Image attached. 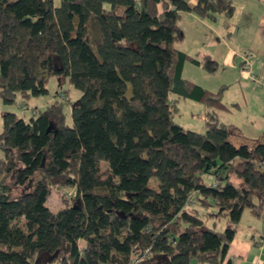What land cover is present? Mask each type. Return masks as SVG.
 Here are the masks:
<instances>
[{"label":"trees","instance_id":"trees-1","mask_svg":"<svg viewBox=\"0 0 264 264\" xmlns=\"http://www.w3.org/2000/svg\"><path fill=\"white\" fill-rule=\"evenodd\" d=\"M233 9L231 0H0V99L45 94L49 76L78 91L27 121L2 114L0 264L223 263L242 211L264 204V141L218 120L224 87L182 76L186 62L214 73L216 61L175 43L180 12L214 19ZM180 98L205 106L203 133L172 121ZM58 189L73 193L52 211ZM195 206L223 216V229Z\"/></svg>","mask_w":264,"mask_h":264},{"label":"rangeland","instance_id":"rangeland-1","mask_svg":"<svg viewBox=\"0 0 264 264\" xmlns=\"http://www.w3.org/2000/svg\"><path fill=\"white\" fill-rule=\"evenodd\" d=\"M231 3L234 8L233 13L227 18L222 14H216L214 19H210L199 17L192 12H180L177 25L182 38L176 41V48L196 56L197 59L210 56L209 58L217 61V69L214 73H208L200 66L186 63L182 76L210 91H216L223 86L221 100L225 104V109L216 110L218 120L237 127L245 138H260L264 141V77L254 76L258 67L264 65V53L259 54L255 49V46L260 44L259 40L264 42V27L258 25V15L264 14V0H231ZM226 41L242 48L239 55L233 57L232 64H226L224 58ZM248 72H251L254 79L248 75ZM59 82L58 85L56 77L49 76L45 83V94L24 98L16 94L12 103H4L0 99V128L2 114L5 112H11L27 121L32 112L45 110L53 100H65L66 97L68 101L73 102L77 99L78 91L72 88L65 78L59 79ZM175 107L176 109L171 113L174 123L184 129L198 133L204 132L206 108L202 103L180 98L175 103ZM64 111L69 121L66 106ZM230 139L234 144L239 143L234 137ZM210 181L208 176L204 178V183L209 184ZM148 183L151 186L154 185L155 179L150 178ZM233 183L237 184L238 181L233 179ZM72 193L71 189L53 191L46 204L55 211L62 205L61 195L69 197ZM195 209L201 214L206 226L215 231L223 229L225 224L223 216L205 215V210L201 206H195ZM209 211L213 212L214 209L209 208ZM241 232L251 233V240L257 244L264 243V204L258 214H252L247 210L242 211L239 221L234 226L235 237L238 236V239H241L243 237ZM258 248L259 246L256 248L250 246L246 258L243 255L241 257L235 255L232 264L236 262L255 264L252 261ZM243 259L244 262H241ZM260 261V264H264V258H260ZM225 264H228V259Z\"/></svg>","mask_w":264,"mask_h":264},{"label":"crops","instance_id":"crops-1","mask_svg":"<svg viewBox=\"0 0 264 264\" xmlns=\"http://www.w3.org/2000/svg\"><path fill=\"white\" fill-rule=\"evenodd\" d=\"M190 3L193 4L194 0H190ZM263 15L264 14L258 15V25H260V27H264V16ZM262 41L259 40L260 44L255 46V49L257 50L256 52H258L259 54L264 53V42H262ZM240 51H242V48L239 45H237L235 43H231L229 41H226V53H225V57H224L226 60V64H232L233 57L235 55H239L238 53H240ZM209 57L210 56H208V58ZM212 60H214V59H212ZM214 61H216V60H214ZM186 63L183 64V68H184ZM216 63H217V61H216ZM183 68H182V72H183ZM254 76L255 77H258V76L264 77V65L258 67ZM240 140L241 139H237L238 142ZM241 233H243V237H241V239L240 238L238 239V236L237 237H235V235L233 236V239L229 244V248L227 250L226 256H225L222 264H225V261L227 259H228V264L234 263V259H235L234 256L235 255L236 256L239 255L238 257H241V255H243V257L246 258L247 254L249 253L250 246H253L255 248L259 246L258 250H256L257 253H255L254 261H252L253 263L260 264V262H261L260 258H264V243L261 242V243L257 244V242L251 240L252 234L249 232H241ZM231 245L233 247H231ZM234 245H236V246L234 247ZM230 257H233V258L231 259ZM241 262H244V259H243V261L241 260ZM235 264H238V263L236 262Z\"/></svg>","mask_w":264,"mask_h":264},{"label":"built area","instance_id":"built-area-1","mask_svg":"<svg viewBox=\"0 0 264 264\" xmlns=\"http://www.w3.org/2000/svg\"><path fill=\"white\" fill-rule=\"evenodd\" d=\"M246 68H247V67L245 66V69H246ZM248 75L251 76L252 79H254V77H253V75L251 74V72H248Z\"/></svg>","mask_w":264,"mask_h":264}]
</instances>
